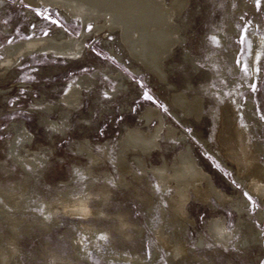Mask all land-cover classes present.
<instances>
[{"label": "water", "instance_id": "water-1", "mask_svg": "<svg viewBox=\"0 0 264 264\" xmlns=\"http://www.w3.org/2000/svg\"><path fill=\"white\" fill-rule=\"evenodd\" d=\"M148 174L182 169L147 1L0 0V255L49 185Z\"/></svg>", "mask_w": 264, "mask_h": 264}, {"label": "rangeland", "instance_id": "rangeland-1", "mask_svg": "<svg viewBox=\"0 0 264 264\" xmlns=\"http://www.w3.org/2000/svg\"><path fill=\"white\" fill-rule=\"evenodd\" d=\"M160 1L166 7L170 5V0ZM192 1L195 2L194 6L198 12L193 15L191 30L186 33L188 39H183L180 45L172 42L174 45L170 46L164 60L166 65L172 59L182 64L180 70L178 69L179 63L174 65V70H168L169 79L175 83V86H170L167 83V88L171 97L175 96L174 92H179L182 89L187 93L189 99L195 98L197 90H200L205 114L203 119L198 122H195L192 117H188L190 123L183 121V114L181 116L174 112L170 102L174 126L178 132L186 133L188 136L186 140L191 143L189 148L185 142L181 141L180 137H176L180 163L183 162V151L189 155L192 154L199 169L209 177L210 184L214 185L218 191H222L226 199L225 201L219 199L214 192L207 198L197 193L193 186L187 188L186 193L189 194V198L184 204L186 211H182L181 214L188 217V225L184 226V230L180 228L181 236H184L187 245L194 247L198 258H192L187 252L177 259L185 264H264V202L257 193L248 188L244 180L236 176L233 167L225 162L227 155L221 147L220 139L224 124V107L228 102H231L239 113L236 122L250 128L251 139L258 143L255 156L264 164V0H245L246 6L243 8L239 0ZM230 25L235 26L231 32L228 30ZM223 32L230 33L228 40H221L220 36ZM259 48L261 50L254 68L251 60L255 56L256 49ZM185 49H190L189 53L196 57L207 73L202 69L191 76L193 69L185 59ZM232 51L234 53H231ZM187 76H191V81L197 83L192 89H188L186 86ZM230 79H234V81L228 83ZM201 86L203 90H201ZM233 86L238 88V98L236 99L231 97ZM240 105L244 108L241 109ZM248 112L253 113L255 118H249L246 115ZM175 134L177 135V133ZM206 140L214 145V150L209 148ZM150 175L155 180L158 177L156 174ZM262 181L264 182V177ZM62 185L65 184H54L53 186L60 188ZM201 186L208 191V183L203 182ZM178 187V182H176L173 187L170 186L167 190L160 191L161 197L156 199L154 213L151 216L154 226H158L164 219L162 206L166 207L165 216L173 217L175 215V222L178 220V214L172 209V202L176 204V198L182 199ZM146 189L147 186L141 183L140 193L145 192ZM58 191L53 190V193ZM244 193L251 196L252 201H249ZM49 195L48 192L47 196ZM115 197L113 202L105 207V211L111 214L126 212L125 218L129 222L138 226L146 225V228L143 234H140L137 226H129L130 234L133 235L130 239H125L115 231L114 239L102 243L101 252L91 248L90 256L93 263L133 264L130 259H126L128 261L125 262L124 258L120 260L115 256L119 254L133 255L140 252L144 258H149L148 263L154 264L162 259L161 264H173L169 259V252L157 236L154 226L148 222L149 213L139 195L135 196L129 190L117 189ZM241 202L246 205L245 220L260 229L259 244H249L248 241L241 244L244 239L243 232L247 228L240 226L236 229V226L240 224L236 221L237 212L233 209V204L239 205ZM60 215L59 224H52L48 229L35 227L23 237L24 239L22 238L23 250L20 255L25 264H47L49 260L57 261L56 264H70L73 261L76 264H92V261L85 262L86 260L78 258L73 245V239L81 231L80 225L93 221L97 226L111 227L113 230L112 226L115 222L114 218L110 219V216H106V218L103 216L99 220L89 217L82 220L64 213ZM214 219L224 220L227 228L234 231L228 245L223 244L221 239L217 238L218 227L214 226L216 224L213 222ZM173 221L170 226L164 224L165 231L169 233L172 231ZM202 240H205V243L199 246ZM155 246L161 252L157 258L153 253ZM105 252L107 255L110 254L111 259L105 260L106 257L101 255Z\"/></svg>", "mask_w": 264, "mask_h": 264}, {"label": "bare ground", "instance_id": "bare-ground-1", "mask_svg": "<svg viewBox=\"0 0 264 264\" xmlns=\"http://www.w3.org/2000/svg\"><path fill=\"white\" fill-rule=\"evenodd\" d=\"M146 1L166 82L170 86H175V83L169 79L168 70H174V65H176V63L178 64L179 62L172 59L169 60L168 64L166 65L164 60L166 58V55L168 54L167 52L169 51L170 46L172 47L174 43H178L180 45L183 42V39H188L186 33L191 30L193 15H195L198 10L195 9V2L192 0H170V5L168 7L164 6L160 0ZM239 1L242 5V8L246 6L245 0ZM186 15L188 16L186 17ZM234 27V25H230L228 26V30L231 32L233 31ZM229 35L230 33L228 34L226 32H223L220 38L221 40H228ZM172 42L174 43L172 44ZM189 50L190 49H185L184 53L185 59L193 69L191 76H194V73L198 70L202 71V69L207 73V70L202 68L200 62L194 55L189 53ZM260 50V48L258 50L256 49L255 56L251 60L252 66L254 68ZM231 53H234V51H232ZM178 67V69L180 70L182 68V64L179 63ZM191 76H187L188 81L186 83V86L188 89H192L197 84L196 82L191 81ZM233 81L234 79H230L228 83H231ZM232 88L233 89L231 97L236 99L238 98V88L235 86H233ZM201 90H203L202 86ZM174 93L175 96L171 97L169 95V99L174 112L181 116L183 114V121L190 123V119L188 117L194 118L195 122L203 119L205 109L203 108L204 102L200 90H197L195 98L191 99H189L187 93L182 89L179 92ZM249 103L251 104L252 102ZM240 106L241 109L244 108V106ZM238 114L239 113L237 109L233 107L231 102H228V104L224 107V124L222 128L223 131L220 134V139L222 142L221 147L225 150V153L227 155L225 162L229 166L233 167V171L235 172L236 176L241 180H244V182L248 185V188H250L252 192L257 193L260 196L261 200L264 202V182L262 181V178L264 177V164H262L255 156L258 143L254 142L251 139V132L249 127L239 125L236 122V117L238 116ZM246 115L249 118H255L253 113L248 112ZM174 128L175 133H177L176 137H180L181 141L185 142L186 145L190 148L191 143L187 142L186 139L188 136L186 135V133L182 131L178 132L175 126ZM206 142L209 148L214 150V145L211 142H208V140H206ZM183 153V162L181 164L182 174H156V176H158L156 180L152 179V176L150 174L121 176L64 183L65 185H62L60 188H54L53 185H49L42 196L39 198L33 209L30 211L24 222L21 224L15 235L12 237L6 248L1 253L0 264H25V261L20 255L23 250L22 238L25 237L27 233L31 232L30 230L35 227L48 229L52 224H59L61 220L60 214L63 213L68 216H76L82 220L86 217L92 218L93 220H99L103 216H105V218L106 216H110V219L114 218L115 222L112 226L114 231L111 229V227L97 226L92 221L84 224L82 223L80 225L81 231L79 235H77L76 237L74 236L75 238L73 239V245L76 249L77 257L81 258L82 260H86L85 262H87V260L92 261V264H94L93 259L90 256L91 248L99 250L101 252L102 243L109 242L110 239H114L113 233L115 231L125 239H130L133 235L130 234L129 226H137L138 232L140 234H143V231L146 228V225L138 226L135 223L129 222L125 218L127 216L126 212L124 213L122 211L111 214L105 211V207L113 202L116 190L125 189L129 190L130 193L134 194L135 196L136 194H138L139 198L142 200L143 204L146 207V211L149 213L148 222L151 225L153 222L151 216L154 213L155 201L156 199H159L161 197L160 191L162 189L167 190V188L170 186L173 187L176 182H178V188H180L182 199L176 198V204L172 202V209L175 213L178 214V220L175 222V215L173 217L165 216L166 207L162 206L161 209L164 212V219L158 224V226H154L153 224L152 226H154V230L157 232V236L164 244L165 248L168 250L169 259L173 264H185L183 262H180L177 258L182 255L184 256L185 254H187V252L190 253L192 258H198V254L196 251H194V247H190L189 245H187L186 239L184 238V236H181L180 228H183L184 230V226L188 225V217L181 214L182 211H186L184 208V204L189 198V194L186 193L187 188L189 186H193L194 190L197 193H200L207 198L209 194L213 192L216 194V196H218L219 199H222L223 201H225L226 198L225 194L222 191H218V189L214 185L210 184L209 177L205 172H202L199 169L195 159L192 157V154L189 155L184 151ZM203 182L208 183V191H206V188H203L201 186ZM141 183L147 186V189L143 193H140L139 190ZM53 190L59 191L57 193H53ZM48 192L50 193L49 196H47ZM245 208L246 205H244L242 202L239 203V205L233 204V209L235 210V212H237L236 221L240 224L239 226H236V229H238L240 226H244L245 228H247V230L243 232L244 239H242L241 244L246 243V241H248L249 244H259L261 240V236L259 235L260 229L253 226L249 221L245 220ZM172 220H174V225L171 227L172 231L169 233L168 231L164 230V224H167L166 226H170L172 224ZM213 222H216L214 226L218 227V233L216 234L217 238L221 239V242L223 244L228 245L230 243L229 239L234 231L228 229L226 223L222 219H214ZM204 243L205 240H202L199 246H202ZM153 253L155 258H157L161 254L160 249L157 246H155ZM101 255L103 257H106L105 260H109L107 258H110V254L107 255V252ZM115 257L119 258L120 260L124 258L123 260H125V262L128 261H126V259H130L131 263L133 264H153L148 263L147 261L149 260V258H144L140 252H136L133 255L119 254ZM115 257L114 259L116 262L117 260ZM46 260H48L47 257ZM161 261L162 259L156 261L154 264H161ZM48 263L56 264L57 261L49 260L47 264ZM70 264L76 263L75 261H73Z\"/></svg>", "mask_w": 264, "mask_h": 264}, {"label": "snow or ice", "instance_id": "snow-or-ice-1", "mask_svg": "<svg viewBox=\"0 0 264 264\" xmlns=\"http://www.w3.org/2000/svg\"><path fill=\"white\" fill-rule=\"evenodd\" d=\"M38 15H39V13H38ZM44 19H45V20H48L49 18H48V17H44ZM51 23L55 24V23H58V22L53 20V21H51ZM33 27H35V25H33ZM147 98H148L149 100L152 99L151 96H149V97H147ZM244 195L248 198L249 201H252V197H251V196H248L247 193H244Z\"/></svg>", "mask_w": 264, "mask_h": 264}]
</instances>
